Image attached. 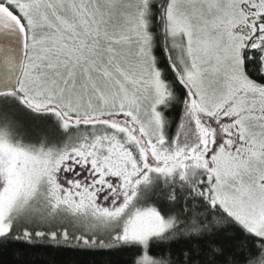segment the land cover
Listing matches in <instances>:
<instances>
[{
    "label": "snow or ice",
    "instance_id": "6c2138e0",
    "mask_svg": "<svg viewBox=\"0 0 264 264\" xmlns=\"http://www.w3.org/2000/svg\"><path fill=\"white\" fill-rule=\"evenodd\" d=\"M264 264V0H0V249Z\"/></svg>",
    "mask_w": 264,
    "mask_h": 264
},
{
    "label": "trees",
    "instance_id": "16d2710c",
    "mask_svg": "<svg viewBox=\"0 0 264 264\" xmlns=\"http://www.w3.org/2000/svg\"><path fill=\"white\" fill-rule=\"evenodd\" d=\"M128 254L118 251L89 253L69 245L13 244L0 249V264H125Z\"/></svg>",
    "mask_w": 264,
    "mask_h": 264
}]
</instances>
